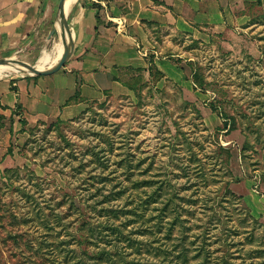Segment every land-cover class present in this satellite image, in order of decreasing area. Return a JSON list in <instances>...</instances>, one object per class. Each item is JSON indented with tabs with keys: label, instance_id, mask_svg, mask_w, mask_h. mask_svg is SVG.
Wrapping results in <instances>:
<instances>
[{
	"label": "rangeland",
	"instance_id": "1",
	"mask_svg": "<svg viewBox=\"0 0 264 264\" xmlns=\"http://www.w3.org/2000/svg\"><path fill=\"white\" fill-rule=\"evenodd\" d=\"M231 15L205 41L151 31L169 75L125 71L123 93L14 137L0 264H264V11ZM58 38L8 58L33 67Z\"/></svg>",
	"mask_w": 264,
	"mask_h": 264
},
{
	"label": "crops",
	"instance_id": "2",
	"mask_svg": "<svg viewBox=\"0 0 264 264\" xmlns=\"http://www.w3.org/2000/svg\"><path fill=\"white\" fill-rule=\"evenodd\" d=\"M57 3L0 0V59L32 52L49 41L58 21ZM243 4L264 11V0H77L67 15L73 50L63 67L49 76L0 82V166L21 130L75 119L103 94L123 93L119 77L129 70L147 72L148 53L163 77L169 75V61L149 51L151 31L170 30L205 41L223 33L232 23L233 8ZM61 35L62 55L68 35Z\"/></svg>",
	"mask_w": 264,
	"mask_h": 264
},
{
	"label": "water",
	"instance_id": "3",
	"mask_svg": "<svg viewBox=\"0 0 264 264\" xmlns=\"http://www.w3.org/2000/svg\"><path fill=\"white\" fill-rule=\"evenodd\" d=\"M66 0H59L58 6H57V16L58 21L61 30V38L63 39V32H66L68 35V43L64 46L63 54L61 55L59 61L52 67L46 69V70H37L34 67H31L30 65H27L25 63L21 62H15L12 59L9 58H1L0 59V66H8L12 67L15 65L20 66V71L23 74H26V76H32V77H40V76H49L57 71H59L63 65L68 61V59L71 56L72 50H73V44H72V36L69 28V23L67 21V16L64 14V4ZM57 33L56 28H54L49 35V38L51 39L54 34Z\"/></svg>",
	"mask_w": 264,
	"mask_h": 264
},
{
	"label": "bare ground",
	"instance_id": "4",
	"mask_svg": "<svg viewBox=\"0 0 264 264\" xmlns=\"http://www.w3.org/2000/svg\"><path fill=\"white\" fill-rule=\"evenodd\" d=\"M76 2H77V0H66V2L64 4L65 16L68 15L70 9L72 8V6ZM55 28L57 30V36H60L61 30H60L59 23L55 24ZM47 48L48 47H45L41 50L40 58H39L38 64L35 67V69H37V70H44V68L48 69V68L54 66L59 61L61 53H62V48H63L62 40L59 39L56 42L54 41L52 43L48 53H47ZM2 71H4V66H0V73ZM14 75H21V72L20 73H13V74H2V75H0V80L3 78L14 76Z\"/></svg>",
	"mask_w": 264,
	"mask_h": 264
},
{
	"label": "trees",
	"instance_id": "5",
	"mask_svg": "<svg viewBox=\"0 0 264 264\" xmlns=\"http://www.w3.org/2000/svg\"><path fill=\"white\" fill-rule=\"evenodd\" d=\"M147 72L149 73V76L151 77V79L154 81H159L161 80V78H163V75L155 68L154 64H153V61H152V57L149 58L148 60V69H147ZM198 76L196 75V80L194 81V85L197 86V88L200 89L201 92H205L206 90L204 89V85L203 83L197 79ZM59 122V121H58ZM226 126V124H225ZM24 132V130H23ZM11 146L9 147V149L7 150V155H10L11 154ZM10 171H5L4 173L7 174L9 173ZM226 192H228L230 195H232V197H236L238 200H241V196L239 195H235L234 193L230 192L228 189H225ZM223 262V261H222ZM200 264H205L204 262H201Z\"/></svg>",
	"mask_w": 264,
	"mask_h": 264
},
{
	"label": "built area",
	"instance_id": "6",
	"mask_svg": "<svg viewBox=\"0 0 264 264\" xmlns=\"http://www.w3.org/2000/svg\"><path fill=\"white\" fill-rule=\"evenodd\" d=\"M144 55L146 56V54L144 53Z\"/></svg>",
	"mask_w": 264,
	"mask_h": 264
}]
</instances>
